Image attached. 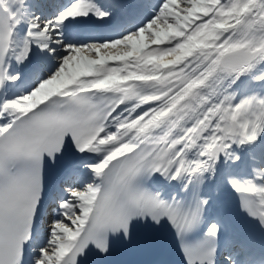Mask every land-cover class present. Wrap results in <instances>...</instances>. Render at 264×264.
Instances as JSON below:
<instances>
[{
    "label": "snow or ice",
    "instance_id": "obj_1",
    "mask_svg": "<svg viewBox=\"0 0 264 264\" xmlns=\"http://www.w3.org/2000/svg\"><path fill=\"white\" fill-rule=\"evenodd\" d=\"M137 226L264 264V0H0V264Z\"/></svg>",
    "mask_w": 264,
    "mask_h": 264
}]
</instances>
